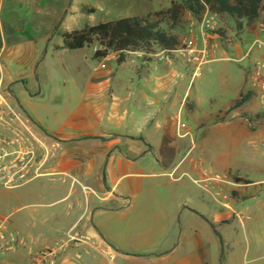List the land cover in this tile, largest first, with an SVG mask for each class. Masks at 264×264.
Segmentation results:
<instances>
[{"label": "rangeland", "instance_id": "374dc122", "mask_svg": "<svg viewBox=\"0 0 264 264\" xmlns=\"http://www.w3.org/2000/svg\"><path fill=\"white\" fill-rule=\"evenodd\" d=\"M174 1L0 0V93L11 100L25 120H30L33 132L49 144L59 141L72 145L78 140L80 146L87 147L98 143L97 138H91L95 135L110 137L102 133L103 129H109L122 135L120 147L125 149L129 136L157 139L153 126L146 124L147 118L156 115L163 125L169 120L177 134L179 127L183 129L181 133L191 132L192 136L181 139L183 148L173 161L192 151L189 162L203 159L206 169L226 175L230 172L235 182L245 186L239 188L240 193L233 191L239 194V197L234 194L235 212L207 210L213 226L205 262L264 264V108L251 97L242 108L231 109L240 92L249 89L247 63L236 61L241 58V52L234 53L236 60H218L199 70L176 54L171 68L178 74L165 92L171 100L160 104L153 94L152 77L140 69L137 60L144 65L169 60L164 50L131 53L127 62L119 65L115 54L107 59H95L99 45L76 51L64 47L66 32L136 16L157 18L156 15L166 12ZM212 15L196 18L186 12L177 26L165 15L160 18L163 29L183 39L192 21L203 23ZM212 23L224 30L231 42H236L238 37L234 35L229 16H215ZM108 65L115 72V93L127 99L128 114L118 124L109 121L104 109L88 114L81 111L88 102L92 79L99 75L98 70H106ZM152 66L159 67L157 63ZM166 74L167 71H159L162 77ZM139 78L143 79L141 86ZM184 96L188 100L187 109L182 107ZM189 105L194 110L190 111ZM155 156L159 158V152L156 151ZM153 159L155 157L145 156L146 173L165 172ZM63 180L61 176H49L12 190L0 187V215L10 218V229L26 239L29 250L59 241L56 234L66 223L63 219L56 220L55 214L65 211L77 198L59 201L68 193L70 185V180L66 183ZM76 189L79 190L78 185ZM78 197L84 199L81 191ZM183 229L179 224L171 229L158 228L157 237L160 234L167 237L170 231L175 234L174 246L180 248L176 250L179 255L171 252L160 264H177L178 259L194 251L195 234L202 233L200 224H192L188 244L183 241ZM148 231L153 235L154 229ZM0 264H31V261L28 251H22L17 256L1 258ZM79 264L110 262L104 255L92 251L89 255L83 253Z\"/></svg>", "mask_w": 264, "mask_h": 264}, {"label": "crops", "instance_id": "0c3cea01", "mask_svg": "<svg viewBox=\"0 0 264 264\" xmlns=\"http://www.w3.org/2000/svg\"><path fill=\"white\" fill-rule=\"evenodd\" d=\"M168 56L169 60L161 62L155 60L149 65L137 60L140 69L152 77L153 94L160 104L171 100L169 93L165 92L175 82V76L178 74L171 68L177 56ZM164 62L166 63L163 65ZM155 63L159 67H153ZM159 71H167L168 75L162 77ZM98 72L99 75L91 81L88 91L90 96L87 97L88 102L81 107V111L88 114L90 111L104 109L109 121L118 124L128 114L125 104L127 99H121L114 91L115 72L111 65H108L106 70ZM171 73L173 77H170ZM139 79L141 86L143 79ZM148 80L151 79L145 81ZM244 94V91L240 92L238 99ZM187 104L188 100L184 96L182 107L187 109ZM189 107L190 111L194 110L192 105ZM153 117L147 118L146 124L153 126L157 139L129 136L125 141V149L120 147L122 135L109 129H103L102 133L110 137L95 135L91 138H97L98 143H92L87 147L80 146L78 140H74L72 145L59 141H55L56 144H49L45 138L34 133L50 151L44 178L61 176L64 183L70 180L68 193L59 201L77 196L76 201L65 211L55 214L56 220L63 219L66 223L56 234L59 241L55 245L71 229L78 227L82 234L92 238L106 251L102 254L89 246H82L79 250L72 249L64 253L60 258V264H79L81 259L78 260L76 254L89 255L92 251L104 255L110 264H160L171 252L173 255H179L176 250L180 248L174 246L175 234L170 231L167 232V237L161 234L157 237L158 228L171 229L178 224L182 225L183 241L188 244L190 242L188 232L193 223L200 224L202 233L195 234L194 251L178 259L177 264H207L206 245L212 240L213 226L207 210L214 212L230 209L235 212L234 194L245 186L235 182L230 172L224 174L227 177L226 183L217 184L207 180L204 171L208 169L203 159L188 161L192 151L182 159L173 161L183 148L181 139L192 136V133L189 131L181 133L183 129L179 127L177 134L175 128L170 126L169 120L163 125L157 120V115ZM156 151L159 152V158L155 156ZM73 154L77 156L70 158L69 156ZM146 155L155 157L154 163L157 160V164L166 171L146 173L144 163ZM104 170L107 184L104 183ZM171 170L173 172L168 173ZM77 185L79 190L76 189ZM164 187L169 189L165 190ZM79 191L82 192L84 199L78 197ZM236 196L239 197V194ZM150 228L154 229L151 236L148 231Z\"/></svg>", "mask_w": 264, "mask_h": 264}, {"label": "built area", "instance_id": "2783aa9c", "mask_svg": "<svg viewBox=\"0 0 264 264\" xmlns=\"http://www.w3.org/2000/svg\"><path fill=\"white\" fill-rule=\"evenodd\" d=\"M215 16L218 15L213 14L203 23L192 21L181 46L165 53L178 54L188 65L199 70L218 60H236L234 53L241 52V58L236 61L247 63L245 73L249 84L244 95L257 99L264 108V11L254 28L238 37L235 43L222 35L216 24L212 23ZM29 123L30 120L23 118L11 100L0 93V187L12 190L46 176L45 167L50 160V151L34 134ZM204 175L207 180L217 184L226 183L227 177L221 172L206 170ZM10 224L9 217L0 215V259L28 251L31 264H60L64 253L79 250L82 246L106 253L92 238L82 234L78 227L71 229L57 245L29 250L26 239L12 231ZM76 258L82 259V254L77 253Z\"/></svg>", "mask_w": 264, "mask_h": 264}, {"label": "trees", "instance_id": "16d2710c", "mask_svg": "<svg viewBox=\"0 0 264 264\" xmlns=\"http://www.w3.org/2000/svg\"><path fill=\"white\" fill-rule=\"evenodd\" d=\"M264 10V0H175L171 8L154 15L123 18L109 22L86 26L83 29L69 31L63 34L64 47L73 51L85 47L99 45L94 53L98 60L107 59L112 54L117 55V63L124 64L131 53H155L157 48L173 51L181 46L182 38L162 27L160 18L165 15L173 25H178L186 12L196 18L206 13L218 16H229L233 22L235 36L251 31ZM220 32L228 35L224 30ZM251 99L244 95L236 100L231 107L235 110L243 107Z\"/></svg>", "mask_w": 264, "mask_h": 264}, {"label": "water", "instance_id": "95a60500", "mask_svg": "<svg viewBox=\"0 0 264 264\" xmlns=\"http://www.w3.org/2000/svg\"><path fill=\"white\" fill-rule=\"evenodd\" d=\"M107 165V164H106ZM104 183L106 184V171L104 170ZM108 189V188H107Z\"/></svg>", "mask_w": 264, "mask_h": 264}]
</instances>
